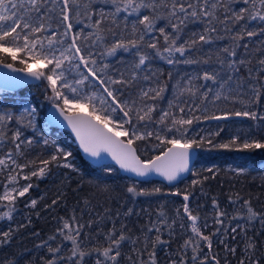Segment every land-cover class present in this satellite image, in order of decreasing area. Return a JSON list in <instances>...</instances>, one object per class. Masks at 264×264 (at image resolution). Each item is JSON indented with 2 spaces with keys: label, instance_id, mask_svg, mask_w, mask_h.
<instances>
[{
  "label": "snow or ice",
  "instance_id": "1",
  "mask_svg": "<svg viewBox=\"0 0 264 264\" xmlns=\"http://www.w3.org/2000/svg\"><path fill=\"white\" fill-rule=\"evenodd\" d=\"M98 3L109 5V10L98 7ZM243 4L245 7L233 10L225 0H0V67L24 73L44 84L45 98L67 121L84 153L94 158L107 153L120 169L133 173L136 177H148L155 173L171 183L181 173L190 170L191 150L193 147L200 148L204 143L236 151L264 150V112L258 113L254 110L264 99V55L256 61L257 66L254 68L251 54L241 57L237 51L243 47L248 52V45L240 43L245 37L264 35V27H260L259 31L249 28V22L264 25V0H243ZM221 9L228 13L223 18L218 14ZM121 14H126L122 20ZM132 16L137 19L129 22V17ZM161 20L167 21L166 27H170L171 32L166 31V27H157V22ZM192 21L203 22V31L192 33L183 43L178 44L187 23ZM229 23L232 27H228ZM217 24L225 26L224 31L230 34L231 40L230 45L224 46L216 54V62L222 66L221 70H203L202 74L194 77H181L172 85V98L168 100L166 108L159 109L157 117L156 102L164 98L169 85L167 81L161 80L162 70L152 69L150 62L159 58L169 65L209 64L211 56L195 58L190 53L198 50L197 45L224 39L217 34ZM77 25L84 27L77 30ZM237 25L239 30L233 31ZM85 28L90 30L85 32ZM155 32L159 33V37L153 36L148 40L149 34ZM160 37L163 38V45L160 44ZM120 50L131 52L134 59L118 76L109 75V65L100 61L114 56ZM258 51L264 53V47ZM176 54L183 59H179ZM242 68L247 70L246 76L241 75ZM222 71L227 74L222 75ZM145 72L151 74L141 77L140 74ZM5 78L12 82L13 87L22 82L19 77L0 73V81ZM140 78L153 80L155 86L140 88L135 99H122V89L136 86ZM168 79H172L171 72L168 73ZM194 80L205 83L195 84ZM221 104H231L233 110L222 109ZM236 104L242 107L235 109ZM210 107L217 109L220 114L217 115L215 111L209 114ZM197 112L205 120L213 121L227 122L233 117H244L256 122L255 131H238L227 142L213 144L212 138L219 137L224 130L218 126L219 130L208 133L212 138L197 139L196 136L188 135L193 122L201 119L200 115L195 114ZM37 116L36 106L22 105L20 109H0V149L9 144L13 146L0 153V173L5 170L9 173L8 184L2 185L3 190L0 192V220L13 219V213L17 210V198L24 197L32 187L31 183L19 185L17 177L29 164L35 162L21 164L18 163V158L24 156L23 145L31 146L36 143L32 137L25 136L24 132L31 129L36 134ZM49 121H55L54 113H50ZM151 139L158 141L153 145V151H160L142 159L136 142ZM43 143L51 144L54 153L49 159L40 162L42 167L32 170L30 174H24L22 179L30 181L32 177H43L50 164L77 173L80 171L73 163L71 151L57 146L55 141L45 139ZM108 171L110 173L112 169ZM207 171L213 172V169L208 168ZM235 171L242 175L245 170L241 168ZM208 178L204 176L203 180ZM202 182L193 180L192 185ZM127 192L133 197L151 196L160 193L161 188L155 187L149 191L138 188L133 183L127 187ZM173 194L181 193L178 190ZM183 200V212L191 221L192 236L184 240L178 250V258L170 259L169 264H189L186 259L189 249L192 253L191 264H221L216 254L209 256L204 252L205 246L211 252L212 238L205 235L198 226L199 217L193 215L189 208V194H184ZM239 200V196L235 200L230 198V203L235 206ZM52 203L55 205L57 201L53 200ZM36 204L35 199L31 200L33 207ZM89 205L90 202L86 200L85 207ZM242 207L246 209V217L244 214L233 216L232 219L238 222L230 230L234 234L233 239L237 235L246 239L244 256L238 260V264H261V258L256 256V241L247 237V228L248 224L258 220L261 229H264V212L254 210L248 200L243 201ZM213 209L216 212L215 223L223 224L221 218L227 216V211L220 210L215 199ZM132 211L129 208L125 215H131ZM160 216L165 214L161 212ZM60 219L61 226L49 237V241L55 242L56 246L53 247L48 241L40 245L47 247L50 254L44 264H86L85 257L93 256L95 264H121L118 258L122 256L125 242L131 244L132 251L136 254L135 259L128 256L130 264H157V245L168 243L161 239V228L158 224L166 225L171 237L174 233L172 226L176 223L173 220L168 224L166 217L158 222H150L141 241L139 236L126 233L125 225L117 230L115 221L108 232L98 229L93 236L85 229H91L94 222L89 220L87 224L82 223V216L78 218L75 210L69 218ZM239 220L246 222L241 224ZM179 227L183 229L184 224L181 223ZM204 227H207L206 222ZM153 232L154 239L149 236ZM101 235L106 246L97 244L85 250V240L98 239ZM0 236L3 238L0 244L7 243L12 233L5 231ZM140 244L143 247H138ZM225 248L235 255V247H228L226 244ZM65 250L70 254L65 255ZM145 254L146 260L142 258ZM3 264H16V261L9 259Z\"/></svg>",
  "mask_w": 264,
  "mask_h": 264
},
{
  "label": "trees",
  "instance_id": "2",
  "mask_svg": "<svg viewBox=\"0 0 264 264\" xmlns=\"http://www.w3.org/2000/svg\"><path fill=\"white\" fill-rule=\"evenodd\" d=\"M225 2L230 4L233 10L245 7L243 0H225ZM97 6L104 7L106 11L110 8L109 5L99 3ZM218 14L223 18L228 13H224L223 9H221ZM124 15L126 14H121V20ZM134 19H137V17H129V22ZM166 25L167 21L161 20L157 22V27H166ZM81 27H84V25H77V30ZM204 27L205 24L201 21L188 22L178 44L183 43L194 32L201 33ZM216 27L219 30L217 34L223 36L224 39L214 40L211 44L197 45L198 50H193L190 53L195 58L211 56L212 59L209 64L178 63L169 65L159 58H155L150 62L152 69L158 68L162 70L161 80L167 81L169 85L164 98L156 102L158 104L155 113L157 117L159 109L166 108L168 100L172 98V85L181 77L185 79L194 77L197 74H202L203 70H221L222 66L216 62V54L224 46L230 45L231 40L229 38L230 34L224 31V25L217 24ZM228 27H232L230 23ZM260 27H264V25L258 22H249L250 29L255 28L259 31ZM89 30L85 28V32ZM237 30H239V25L233 29V31ZM166 31L171 32L172 29L166 27ZM153 36L159 37V33H151L147 39L151 40ZM262 42H264V35L252 38L245 37L240 43L241 45H248V52L246 53L243 47L237 50L241 57L248 55V53L251 54L250 58L253 61L252 67L254 68L257 66L256 61L264 55V53L258 51V49L264 47ZM160 44L163 45L162 37H160ZM148 51L151 52L152 50ZM176 55L179 59H183V57H179V54ZM133 59L131 52L120 50L114 56L102 59L100 63L109 65V75L118 76L119 72L124 71ZM145 67H147V62ZM169 72L172 73L171 80L168 79ZM144 74L150 75L151 73H141L140 76L142 77ZM226 74V71H222V75ZM241 75L246 76L247 70L242 68ZM193 83L201 84L205 82L194 80ZM207 83L211 84V82ZM154 86L155 82L153 80L146 81L140 78L136 86L122 89V99H135L139 95L140 88L147 89ZM45 95V86L41 82L15 92L2 91L0 93V109H20L22 105L36 106L38 109L36 134L34 135L31 129L24 132L25 136L32 137L36 143L31 146L23 145L24 156L18 158V163L21 164L28 161H34L35 163L29 164V167L25 168L20 175L30 174L34 169L38 170L43 166L40 162L44 159H49L54 153V147L51 144L45 145L43 143L45 139L55 141L57 146L71 151L73 153V163L80 171L77 173L71 169L50 164L48 171L43 177H32L30 181L24 180L26 184L31 183L32 187L24 197L17 198L15 205L17 210L13 213V219L11 221L7 219L0 220V233L5 231H11L12 233L11 239L7 243L0 244V264L9 259L16 261V264H44V260L50 258V254L47 251V247L40 245L48 241L53 247L56 246L55 242L49 241V237L54 235L57 228L61 226L60 218H69L73 214V210H75L78 218L82 216V223L87 224L89 220L94 222L91 229H85L93 236H95L98 229H102L104 233L108 232L113 227V221H115L117 230L121 228V225H125L124 231L130 235L139 236L141 241L150 226V222H158L165 217L168 224L175 220L176 223L172 226L174 233L171 237H169L167 226L158 224L161 228V239L168 241V243L163 246L157 245V264H169L170 259L178 258L177 253L184 240L192 236L191 221L187 219L186 214L183 212L184 194H189V208L193 215L199 217L197 224L200 226L201 231L212 238L213 246L211 252L206 246L204 247V252L208 253L209 256L213 253L216 254L221 264H226V261L227 264H237L238 260L243 258L246 239L242 235H237L235 239L232 238L234 234L230 230L238 222L232 217L238 214H244L246 217V209L242 207L244 200H248L257 212H264V150L236 151L234 149H220L204 143L200 148L193 147L197 150L199 158L186 180L175 186H166L157 181L136 182L122 176L113 166L94 167L84 161L67 131L56 127H48L45 130L43 125L44 112L50 104ZM241 107L240 104L235 105V109H240ZM220 108L233 110V105L221 104ZM254 110L258 113L264 112V99L261 100L259 106ZM213 111L217 115L220 114L217 109L210 107L209 114ZM195 114L200 115L201 119L198 122H193L188 133L189 136H196L197 139L204 137L207 140L212 138L208 136L209 132H215L219 130V127H223L224 130L220 133V136L212 138L213 144L227 142L230 136L238 131L242 132L248 129L255 131L254 125L256 122L244 117H233L227 122L210 123L209 120L203 118L201 113L197 112ZM156 143L158 141L155 139L136 142L142 159H147L159 153V149L153 151V145ZM8 147L13 146L7 145L0 149V153L6 152ZM145 149L147 150L145 151ZM259 164H262V166H259ZM208 168H212L213 172H208ZM241 168L245 170L244 174L238 175L235 170ZM108 169H112V171L109 173ZM6 173V170L0 173V192L3 190L2 185L6 184L7 181ZM204 176L209 178L203 180ZM193 180H202L203 182L193 186ZM133 183L138 188L148 189L149 191L159 187L161 192L151 196L133 197L131 193L127 192V187ZM178 190L181 194L174 195L173 193ZM237 196L240 197V200L233 206L230 203V198L235 200ZM33 199L37 201L35 207L31 205V200ZM213 199L217 201L220 210L227 211V216L221 218L223 224L215 223L216 212L213 209ZM53 200L57 201L55 205L52 203ZM86 200L90 202L88 207H85ZM129 208L133 210L132 214L125 215ZM177 210H179V216H177ZM161 212L165 216H160ZM205 222L207 227H204ZM245 222L246 220H239L241 224H245ZM181 223L184 224L183 229L179 227ZM217 229H219V232H217ZM149 236L154 239L155 232L150 233ZM247 237L255 239L257 245L256 256L260 257L261 264H264V229H261L258 220L248 224ZM2 239V236H0V240ZM97 244L106 246L102 235L98 239L85 240L86 247L85 245H82V247L88 250ZM226 244L236 248L235 255L225 251ZM68 247H71L70 243ZM138 247H143V245L140 244ZM150 250L151 244H149ZM64 254L69 255L70 253L65 250ZM191 255V249H189L188 257H186L189 260V264H191ZM128 256H132L135 259L136 254L132 251L131 244L125 242L122 247V256L118 258L121 264H130ZM142 258L146 260L147 254ZM85 261L86 264H95V256L92 258L85 257Z\"/></svg>",
  "mask_w": 264,
  "mask_h": 264
},
{
  "label": "water",
  "instance_id": "3",
  "mask_svg": "<svg viewBox=\"0 0 264 264\" xmlns=\"http://www.w3.org/2000/svg\"><path fill=\"white\" fill-rule=\"evenodd\" d=\"M0 73L7 74L8 76H11V77H19V78H21V81H22L17 86L13 87L12 82L9 81L7 78H5L3 81H0V92H2V91L3 92H15L19 89H23V88H26L28 86H33V85L40 83L39 81H36L33 78L26 76L24 73L12 72L11 70L6 69V68L0 67ZM50 113L55 114V121H53V122L49 121ZM229 120H231V119H229ZM209 122L210 123H219V122H224V121L209 120ZM44 123L46 124L47 127H56V128H60V129L67 131L69 133V135L73 141V144L76 147L80 157L84 161H86L87 163L91 164L94 167H101V166H107V165L113 166L114 168H116L118 170V172L122 176H125L126 178L132 179L136 182L157 181V182H160L166 186H175V185L179 184L181 181L186 180L188 178L189 174L191 173L193 168L196 166V162L198 159V152L195 148H193L191 150L192 155H191V158L189 161V169L190 170L188 172L181 173L180 176L178 177V179L176 181L171 182V183L164 180L163 177H161L155 173L150 174L148 177H136L135 174L130 173V172H126L123 169H120L119 165L116 164V162L107 153H102L101 157H99V158H94V157H91L88 154L84 153L83 150L79 146V142L76 139L75 133H73L71 128L68 126L67 121H65L63 119V117L59 115V113L56 111V109L51 104H49L47 106V108L45 109ZM259 166H262V164H259Z\"/></svg>",
  "mask_w": 264,
  "mask_h": 264
},
{
  "label": "rangeland",
  "instance_id": "4",
  "mask_svg": "<svg viewBox=\"0 0 264 264\" xmlns=\"http://www.w3.org/2000/svg\"><path fill=\"white\" fill-rule=\"evenodd\" d=\"M98 92L100 91V89H96ZM1 93V92H0ZM27 106H30V105H27ZM89 111H91L90 109H89ZM44 125V129L45 130H47L48 129V127L46 126V124L44 123L43 124ZM110 127H111V125H110ZM125 127H127V125L125 126ZM183 143V142H182ZM67 151V150H66ZM6 175H7V181H6V184H8V175H9V173H8V171L6 170ZM13 175H15L16 173H12ZM17 179L19 180V185H24V184H26V182H24V179H22V175H20V176H18L17 177ZM10 186V185H9ZM228 247H234V246H228ZM225 251H227L226 250V248H225ZM228 252V251H227ZM238 264V263H237Z\"/></svg>",
  "mask_w": 264,
  "mask_h": 264
},
{
  "label": "bare ground",
  "instance_id": "5",
  "mask_svg": "<svg viewBox=\"0 0 264 264\" xmlns=\"http://www.w3.org/2000/svg\"><path fill=\"white\" fill-rule=\"evenodd\" d=\"M199 158V157H198Z\"/></svg>",
  "mask_w": 264,
  "mask_h": 264
}]
</instances>
